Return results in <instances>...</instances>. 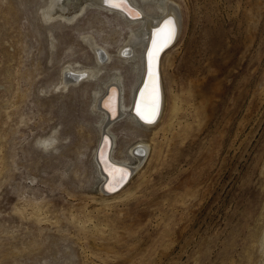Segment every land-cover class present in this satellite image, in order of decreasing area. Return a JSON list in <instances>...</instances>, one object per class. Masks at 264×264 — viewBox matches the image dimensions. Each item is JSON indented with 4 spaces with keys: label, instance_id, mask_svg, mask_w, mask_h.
<instances>
[{
    "label": "rangeland",
    "instance_id": "1",
    "mask_svg": "<svg viewBox=\"0 0 264 264\" xmlns=\"http://www.w3.org/2000/svg\"><path fill=\"white\" fill-rule=\"evenodd\" d=\"M49 2L0 0V264H264V0H177L164 115L116 198L96 172L98 79L62 82L98 60L83 34L116 59L127 26L49 21ZM116 131V151L133 144Z\"/></svg>",
    "mask_w": 264,
    "mask_h": 264
},
{
    "label": "bare ground",
    "instance_id": "2",
    "mask_svg": "<svg viewBox=\"0 0 264 264\" xmlns=\"http://www.w3.org/2000/svg\"><path fill=\"white\" fill-rule=\"evenodd\" d=\"M66 5L65 0H50L43 14L49 21L51 19H63L67 22H73L83 15L88 8L98 9L102 12L118 14L127 26L128 36L122 39V43L118 47L119 55L116 59L107 44L94 41L91 34H83L84 39L94 48L98 60L93 65L87 66L69 64L70 66L65 68V77L62 82L63 87L67 88L69 83H77L82 79H98L100 86L94 91L93 103L95 111L98 112V134L100 135L99 144L95 151L96 172L99 173L98 176L102 179L103 186L108 182L103 191L105 189L113 191L110 190L112 187L110 177L108 171H105L107 166L101 155L103 154L104 157H108L111 161L125 168L127 166L132 167L134 171L138 170L150 156L151 144L146 141L143 132L156 128L163 118L166 106L163 60L172 52L178 41L177 38L173 45L160 56L161 111L156 113L153 121L149 123L139 118L135 111V103L147 71L148 56L146 52L151 41L153 27H157L164 18L171 16L175 20V27L179 26L178 36H180L182 17L180 4L177 0H127V3L125 0H113L112 3H105L104 0H83V3L80 4V10L73 15H68L69 6ZM130 12L132 14H129ZM137 12L139 15H136ZM126 64L129 65L127 69L124 68ZM109 68L112 70L106 72ZM127 72L133 74V80L130 82L127 81ZM119 127L128 128L136 138L133 139V144H127L125 148L121 147L118 152L115 146L119 139L116 129ZM104 137H108L107 143ZM102 141L104 145L100 149ZM134 159L137 160V164L132 161ZM127 185L122 188L116 187L115 190L120 188L118 191L105 193L113 194L116 198L125 190Z\"/></svg>",
    "mask_w": 264,
    "mask_h": 264
},
{
    "label": "snow or ice",
    "instance_id": "3",
    "mask_svg": "<svg viewBox=\"0 0 264 264\" xmlns=\"http://www.w3.org/2000/svg\"><path fill=\"white\" fill-rule=\"evenodd\" d=\"M105 3H112L113 0H104ZM127 3V0H125ZM129 14H132L131 12ZM136 15H139L137 12ZM175 36V20L168 16L163 20L161 26H158L152 33L151 47L148 49V80L144 85V88L140 92V100L136 106V112L139 118L151 123L156 116L159 107V87H158V76L156 71L157 55L161 49L167 46ZM105 142H108V137H104ZM101 158L104 160L105 171H108L110 177V190H115L119 187L127 178V169L119 165L109 158Z\"/></svg>",
    "mask_w": 264,
    "mask_h": 264
},
{
    "label": "water",
    "instance_id": "4",
    "mask_svg": "<svg viewBox=\"0 0 264 264\" xmlns=\"http://www.w3.org/2000/svg\"><path fill=\"white\" fill-rule=\"evenodd\" d=\"M164 19H165V18H164ZM164 19H163V20H164ZM163 20L161 21V23H160L158 26H161V25H162ZM158 26H157V27H158ZM157 27H153L152 33H153V31H154ZM175 28H176V30H175V36H174V38L171 40V43H169L167 46L163 47V48L161 49V51L158 53V55H157L156 71H157V76H158V87H159V107H158V110H157V114H158V112L161 111V106H162V100H161V96H162V91H161V89H162V87H161V76H160V56H161V54H162L165 50H167L170 46H172L173 43L176 41V38L179 37V36H178L179 26L177 25ZM179 35H180V33H179ZM150 47H151V41H150L149 46H148V48H147V52H148V49H149ZM147 52H146V55H147ZM147 72H148V60H147V71H146V74H145V77H144L143 83H142V85H141V87H140V89H139V91H138V95H137V99H136V103H135V111H136L137 103H138L139 100H140V92H141V90L144 88V85H145V83H146L147 80H148ZM136 113H137V112H136ZM103 145H104V144H103V141H102V142H101V145H100V149H101V147H102ZM107 158H108V157H107ZM126 169H127V171H128V175H127L126 180H125L124 183L122 184V186H120V188H122L123 186H125V185L128 183V181L130 180V178L132 177V174H133L132 167L127 166ZM107 183H108V182H107ZM107 183H105V185L103 186V189L106 187V184H107ZM120 188H118V189L115 190V191H118ZM115 191H108V190H106V189L104 190V192H115Z\"/></svg>",
    "mask_w": 264,
    "mask_h": 264
},
{
    "label": "clouds",
    "instance_id": "5",
    "mask_svg": "<svg viewBox=\"0 0 264 264\" xmlns=\"http://www.w3.org/2000/svg\"><path fill=\"white\" fill-rule=\"evenodd\" d=\"M55 138L49 137V138H42L37 141L38 146H41L47 150L48 148L52 147L53 144H55Z\"/></svg>",
    "mask_w": 264,
    "mask_h": 264
}]
</instances>
